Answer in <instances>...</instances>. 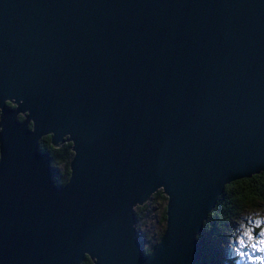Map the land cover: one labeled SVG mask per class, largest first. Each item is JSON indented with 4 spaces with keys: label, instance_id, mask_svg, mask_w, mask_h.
I'll return each instance as SVG.
<instances>
[{
    "label": "water",
    "instance_id": "95a60500",
    "mask_svg": "<svg viewBox=\"0 0 264 264\" xmlns=\"http://www.w3.org/2000/svg\"><path fill=\"white\" fill-rule=\"evenodd\" d=\"M262 172L264 0H0V264H196L224 188Z\"/></svg>",
    "mask_w": 264,
    "mask_h": 264
},
{
    "label": "trees",
    "instance_id": "16d2710c",
    "mask_svg": "<svg viewBox=\"0 0 264 264\" xmlns=\"http://www.w3.org/2000/svg\"><path fill=\"white\" fill-rule=\"evenodd\" d=\"M7 106L13 108L10 104ZM19 119L21 120L22 117ZM38 148L41 152H48L50 155L52 179L55 184L60 187L64 186L69 178V163L73 156L71 144H64L54 149L50 145V136H46L39 141ZM60 165L63 166L62 171L58 170ZM158 199L164 203L167 200L161 191H157L149 199L147 205L136 207L134 210L136 234L139 235L138 239L147 255L158 244L164 231L162 229L151 233L146 229L148 215L146 209H149L153 201ZM258 205L264 206V172L227 185L197 236V242L201 246V255L196 264H236L233 257L223 253L221 245L227 244V239L233 231L236 221ZM165 210L166 206L161 213V219H159L160 225L165 224ZM82 264L92 263L88 258H85Z\"/></svg>",
    "mask_w": 264,
    "mask_h": 264
},
{
    "label": "rangeland",
    "instance_id": "374dc122",
    "mask_svg": "<svg viewBox=\"0 0 264 264\" xmlns=\"http://www.w3.org/2000/svg\"><path fill=\"white\" fill-rule=\"evenodd\" d=\"M58 167L59 171L63 170L62 165ZM147 203L145 204L147 205ZM165 206L166 202L164 203L158 199L153 201L149 209H146V213H148L146 229L148 232L156 233L162 229L164 230L165 224L160 225L159 219H161V213ZM257 221H260L259 226H257ZM261 231H264V206L258 205L255 209H250L236 221L233 226V231L227 239V244L221 245V250L227 256L233 257L236 264H261V261L257 257H264V252L255 251L250 247L251 243L261 238L258 235ZM248 232L252 233L254 237L253 241L248 240L246 235ZM242 240L244 241L243 245L241 244Z\"/></svg>",
    "mask_w": 264,
    "mask_h": 264
},
{
    "label": "snow or ice",
    "instance_id": "6c2138e0",
    "mask_svg": "<svg viewBox=\"0 0 264 264\" xmlns=\"http://www.w3.org/2000/svg\"><path fill=\"white\" fill-rule=\"evenodd\" d=\"M257 226L260 225V221H257ZM248 240L253 241L254 237L251 232L246 233ZM260 239H256L254 243L250 244V247L255 251L264 252V231H261L259 234ZM241 244H244V241H241ZM261 261V264H264V257H257Z\"/></svg>",
    "mask_w": 264,
    "mask_h": 264
}]
</instances>
